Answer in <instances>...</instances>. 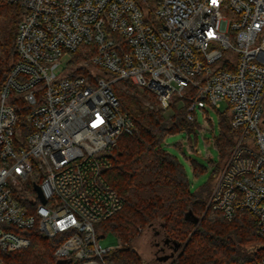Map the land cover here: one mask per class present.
<instances>
[{
  "label": "built area",
  "instance_id": "obj_1",
  "mask_svg": "<svg viewBox=\"0 0 264 264\" xmlns=\"http://www.w3.org/2000/svg\"><path fill=\"white\" fill-rule=\"evenodd\" d=\"M4 1L24 15L0 94V254L37 230L61 260L110 264L120 242L101 246L95 225L125 205L105 178L135 126L114 89L125 81L165 112L185 106L195 131L199 111L227 104L236 136L209 206L229 222L250 215L264 237V0ZM12 92L29 104L27 126Z\"/></svg>",
  "mask_w": 264,
  "mask_h": 264
},
{
  "label": "trees",
  "instance_id": "obj_2",
  "mask_svg": "<svg viewBox=\"0 0 264 264\" xmlns=\"http://www.w3.org/2000/svg\"><path fill=\"white\" fill-rule=\"evenodd\" d=\"M24 10L18 5L0 3V94L18 62L16 36ZM133 93L117 89L121 111L134 122L132 135H123L112 153V168L105 172L110 187L125 200L123 209L106 221L95 225L98 238L115 234L119 248L109 252L110 264H145L132 243L148 228L159 223L164 235L180 249L169 264H232L252 263L264 257V237L257 234L253 218L244 213L232 222L216 216L209 206L213 182L219 176L225 159L234 146L235 132L228 113L221 118V134L217 139L221 161L208 184L192 192L184 167L167 153L162 143L168 135L194 133L187 121L186 107L173 105L165 112L148 94L125 82ZM12 105H19L20 126H27L29 105L11 93ZM198 177L204 167L193 162ZM31 246L2 253V264H76L59 259L51 241L37 230L26 233ZM250 249V253L246 252Z\"/></svg>",
  "mask_w": 264,
  "mask_h": 264
},
{
  "label": "rangeland",
  "instance_id": "obj_3",
  "mask_svg": "<svg viewBox=\"0 0 264 264\" xmlns=\"http://www.w3.org/2000/svg\"><path fill=\"white\" fill-rule=\"evenodd\" d=\"M0 3H5V1L0 0ZM66 61L67 59H64L63 63L65 64ZM125 82L114 85L115 91L117 89H123L127 94L133 96V93L125 86ZM129 83L134 85L132 82ZM137 89L140 94H148L157 102L156 97L149 92L142 90L139 87H137ZM17 97H21V95H18ZM227 109V104L225 102H221L218 109H208L206 113L199 111L197 121L198 124L205 127L204 129L202 128L194 133L184 131L181 133L171 134L168 135L162 143L163 149L175 157L184 167L192 192L199 191L210 182L216 165H218L221 161V154L215 146L214 136L218 138L221 134L220 121L223 114L227 112ZM205 117L212 119V122L210 124L209 122L206 124ZM189 136L191 137V140ZM193 162H196L204 167L203 172H201L198 177L194 174ZM216 180L213 184H211L213 188ZM216 216L222 217L220 214H217ZM167 240L168 239L164 235L161 225L156 223L154 226L144 231L132 243V246L141 255L145 264H169L172 258L166 261L159 260L162 257L171 256V254L175 253L174 244L172 242H167ZM99 242L104 248H116L119 245V239L113 233H108L104 237L100 238ZM120 245H122L121 242ZM246 252L250 253V249H246Z\"/></svg>",
  "mask_w": 264,
  "mask_h": 264
},
{
  "label": "water",
  "instance_id": "obj_4",
  "mask_svg": "<svg viewBox=\"0 0 264 264\" xmlns=\"http://www.w3.org/2000/svg\"><path fill=\"white\" fill-rule=\"evenodd\" d=\"M35 189H36V191L39 193V197H40V199L42 200V202H43V203H46V200H45L44 196L42 195L39 186H35ZM167 242L170 243L171 241L168 239ZM173 244H174V246H175V247H174V252H177V251L180 249L181 246H180L179 243H173ZM173 255H174V254H171V256L162 257V258H160L159 260H160V261H166V260L172 258Z\"/></svg>",
  "mask_w": 264,
  "mask_h": 264
},
{
  "label": "snow or ice",
  "instance_id": "obj_5",
  "mask_svg": "<svg viewBox=\"0 0 264 264\" xmlns=\"http://www.w3.org/2000/svg\"><path fill=\"white\" fill-rule=\"evenodd\" d=\"M214 2H215V0H214Z\"/></svg>",
  "mask_w": 264,
  "mask_h": 264
}]
</instances>
